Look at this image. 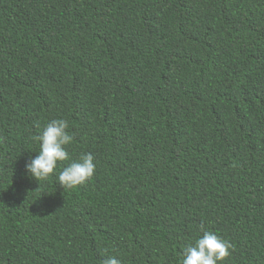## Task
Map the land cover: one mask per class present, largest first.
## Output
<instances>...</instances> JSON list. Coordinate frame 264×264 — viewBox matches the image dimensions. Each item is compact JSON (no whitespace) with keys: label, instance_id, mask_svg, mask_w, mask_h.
Here are the masks:
<instances>
[{"label":"trees","instance_id":"obj_1","mask_svg":"<svg viewBox=\"0 0 264 264\" xmlns=\"http://www.w3.org/2000/svg\"><path fill=\"white\" fill-rule=\"evenodd\" d=\"M201 225L264 264V0H0V264H183Z\"/></svg>","mask_w":264,"mask_h":264},{"label":"clouds","instance_id":"obj_2","mask_svg":"<svg viewBox=\"0 0 264 264\" xmlns=\"http://www.w3.org/2000/svg\"><path fill=\"white\" fill-rule=\"evenodd\" d=\"M66 120H54L46 126L43 134L36 137L41 148L36 159L30 160L26 171L37 181L46 182L56 173L58 162L70 159L66 147L73 143V137L67 129ZM91 154L81 157L80 162L72 163L58 177L59 185L65 190H71L85 185L95 175L96 166ZM38 190V189H37ZM204 232L203 238L198 239L194 246H187L183 255V264H217L230 256L232 245L212 232ZM103 264H119L115 258L106 259Z\"/></svg>","mask_w":264,"mask_h":264}]
</instances>
